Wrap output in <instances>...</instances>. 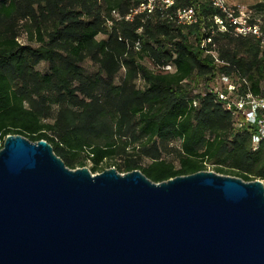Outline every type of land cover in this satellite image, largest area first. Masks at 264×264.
<instances>
[{"label": "trees", "instance_id": "16d2710c", "mask_svg": "<svg viewBox=\"0 0 264 264\" xmlns=\"http://www.w3.org/2000/svg\"><path fill=\"white\" fill-rule=\"evenodd\" d=\"M143 2L0 0V150L20 135L46 140L67 167L93 174L139 170L160 183L211 165L264 181V141L254 151L256 129L237 130L211 92L225 76L262 95L264 45L220 31L214 18L225 15L209 0L124 19ZM188 8L197 21L179 24L177 11ZM252 8L264 11V2Z\"/></svg>", "mask_w": 264, "mask_h": 264}, {"label": "water", "instance_id": "95a60500", "mask_svg": "<svg viewBox=\"0 0 264 264\" xmlns=\"http://www.w3.org/2000/svg\"><path fill=\"white\" fill-rule=\"evenodd\" d=\"M0 264H264V182L70 169L46 140L0 150Z\"/></svg>", "mask_w": 264, "mask_h": 264}, {"label": "built area", "instance_id": "2783aa9c", "mask_svg": "<svg viewBox=\"0 0 264 264\" xmlns=\"http://www.w3.org/2000/svg\"><path fill=\"white\" fill-rule=\"evenodd\" d=\"M175 0H145L137 8L132 9L124 18L132 20L138 13H151L156 7L167 9L174 4ZM212 4L222 10L225 18L215 17L214 22L221 31L230 27L235 34L241 36H252L261 41L264 45V34L260 25L251 16V12L229 7L224 0H209ZM177 20L179 24L191 25L197 21V16L193 8L177 11ZM228 25V26H227ZM210 42V40H208ZM204 44V43H203ZM166 70H171L167 66ZM221 81V91L213 86L211 92L215 93L218 101L226 111L231 113L235 119V128L244 130L247 127H254L253 150H257L262 141H264V88L262 95L253 94L249 88L246 91H239V87L230 81L228 77L221 76L216 82ZM246 83V82H245ZM247 84V83H246ZM197 106V102H194ZM264 182V181H263Z\"/></svg>", "mask_w": 264, "mask_h": 264}, {"label": "rangeland", "instance_id": "374dc122", "mask_svg": "<svg viewBox=\"0 0 264 264\" xmlns=\"http://www.w3.org/2000/svg\"><path fill=\"white\" fill-rule=\"evenodd\" d=\"M226 2V4L229 6V7H232V8H236V9H239V10H244V11H247V12H251V16L252 18L260 21V22H263L264 21V11H256L252 8V6H254L255 4L257 3H261V2H264V0H224ZM99 39L101 38H104L103 36H99L98 37ZM86 68V71L91 74V73H94L95 71V66L91 65V64H86L85 66ZM38 70L44 72L47 70V64L46 63H41L38 67H37ZM214 87H217L218 90L221 91V81H218L214 84ZM204 91V86L203 85H200L199 87H197L194 91V93H199V92H203ZM177 145V144H176ZM89 169V166L87 167ZM208 170L207 171H213V167L211 165H209V167L207 168Z\"/></svg>", "mask_w": 264, "mask_h": 264}]
</instances>
